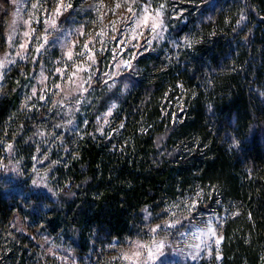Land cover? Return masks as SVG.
Returning a JSON list of instances; mask_svg holds the SVG:
<instances>
[{
  "label": "trees",
  "instance_id": "trees-1",
  "mask_svg": "<svg viewBox=\"0 0 264 264\" xmlns=\"http://www.w3.org/2000/svg\"><path fill=\"white\" fill-rule=\"evenodd\" d=\"M185 1L187 19L167 13L177 47L141 55L127 89L98 93L77 130L43 147L54 195L0 177V264H61L49 242L77 264H122L118 250L149 222L191 211L225 216L220 264H264V0ZM26 77L11 71L0 98V176L9 144L33 170L48 123L24 106Z\"/></svg>",
  "mask_w": 264,
  "mask_h": 264
},
{
  "label": "rangeland",
  "instance_id": "rangeland-1",
  "mask_svg": "<svg viewBox=\"0 0 264 264\" xmlns=\"http://www.w3.org/2000/svg\"><path fill=\"white\" fill-rule=\"evenodd\" d=\"M185 3V0H0V27L5 30V44L0 46V98L5 93L7 76L19 69L28 76L31 88L24 106L31 110L45 109L44 121L48 122L34 132L38 150L33 170L22 167L15 145L9 144L8 161L0 177L11 180L12 186L30 181L34 191L54 195L52 168L47 166L51 160L43 147H50L53 152L54 140L61 141V133L77 130L84 110L97 102L98 93L106 91L110 95L125 89L128 77L137 73L136 62L141 55L161 46L177 47L180 38L173 34L167 13L174 22L181 17L187 19ZM113 102L119 106V100L112 96L96 112V122L99 120L102 128L113 126L117 108L106 115ZM194 209L195 206L190 210ZM191 213L149 222L146 236L130 240L118 250L122 264L201 261L220 264L225 216L203 211L191 220ZM146 215L151 220L150 212L146 211ZM16 227L24 229L21 218ZM48 246L61 264H77V258L69 250L52 242Z\"/></svg>",
  "mask_w": 264,
  "mask_h": 264
},
{
  "label": "clouds",
  "instance_id": "clouds-1",
  "mask_svg": "<svg viewBox=\"0 0 264 264\" xmlns=\"http://www.w3.org/2000/svg\"><path fill=\"white\" fill-rule=\"evenodd\" d=\"M13 24H15V21H13ZM25 35H27V33H25ZM160 36H161V39H163V34L161 33V34H159ZM124 87H125V89H127L128 87H129V85L128 84H125L124 85ZM117 104L115 103V102H113L112 104H111V107H110V109H109V111H108V113L106 114V115H111V112L113 111V110H115L116 108H117ZM98 123H99V120L97 121Z\"/></svg>",
  "mask_w": 264,
  "mask_h": 264
},
{
  "label": "snow or ice",
  "instance_id": "snow-or-ice-1",
  "mask_svg": "<svg viewBox=\"0 0 264 264\" xmlns=\"http://www.w3.org/2000/svg\"><path fill=\"white\" fill-rule=\"evenodd\" d=\"M117 7H119V5H117ZM68 56H69V58L72 57L71 51L68 52ZM89 58L91 59V57H89ZM9 148H11V145H9ZM212 235H215V233L213 232ZM217 243H219V241H217Z\"/></svg>",
  "mask_w": 264,
  "mask_h": 264
}]
</instances>
